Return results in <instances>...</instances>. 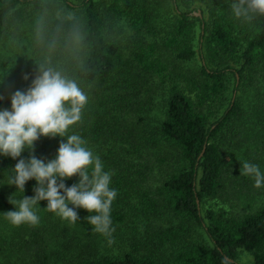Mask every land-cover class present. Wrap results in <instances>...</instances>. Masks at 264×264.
<instances>
[{"label": "trees", "instance_id": "obj_1", "mask_svg": "<svg viewBox=\"0 0 264 264\" xmlns=\"http://www.w3.org/2000/svg\"><path fill=\"white\" fill-rule=\"evenodd\" d=\"M44 1L0 0V41ZM52 1L75 14L74 24L46 16L42 42H27L17 46L19 55L0 57V110H11L12 95L27 92L48 68L88 95L81 121L64 139L80 135L112 173L114 243L94 231L83 209H77L81 219L75 224L47 211V201L40 202L37 226L16 227L5 217L15 210L9 198L17 192L8 185L10 169L32 154L53 160L66 142L41 137L34 153L25 149L17 159L0 155V264H244L242 253L251 254L250 264H264V186L256 188L253 178L241 174L243 161L264 173V16L236 19L233 0H111L115 14L139 24L132 26L127 59L107 36L94 0ZM167 1L171 21L165 44L170 50L190 42L174 56L180 62L198 58L199 68L189 79L173 71L163 119L153 126L140 115L151 101L146 92L141 95L146 81L140 67L147 66L141 31L151 24L153 5ZM124 70L133 72L125 76ZM231 144L239 158L228 165ZM240 177L248 183L233 189L237 210L214 209L227 197L226 179ZM78 182L75 176L64 181L68 187ZM34 187L36 181L29 180L24 196H34ZM22 197L17 192L12 198ZM197 231L200 241L194 242L190 237Z\"/></svg>", "mask_w": 264, "mask_h": 264}, {"label": "clouds", "instance_id": "obj_2", "mask_svg": "<svg viewBox=\"0 0 264 264\" xmlns=\"http://www.w3.org/2000/svg\"><path fill=\"white\" fill-rule=\"evenodd\" d=\"M231 11L236 19L252 22L264 16V0H233ZM88 102V95L74 80L48 68L35 77L27 92L17 90L12 95L11 110H0L2 156L17 159L25 149L34 153L35 142L41 137H61L66 141L60 143L55 159L45 162L32 154L27 161L19 159L10 169L14 176L8 185L23 193L21 199L12 198L17 192L9 198L15 210L4 213L13 226H37L40 202L47 201V211L71 224L81 219L77 209L85 210L89 215L84 220L106 237L109 245L114 243L111 206L117 191L110 188L112 173L104 171L100 157L86 147L87 141L80 135L64 139L69 129L81 121ZM241 174L252 177L256 188L264 186V173L258 165L243 161ZM74 176L79 182L66 186L64 181ZM29 180L36 181L32 197L24 196Z\"/></svg>", "mask_w": 264, "mask_h": 264}, {"label": "rangeland", "instance_id": "obj_3", "mask_svg": "<svg viewBox=\"0 0 264 264\" xmlns=\"http://www.w3.org/2000/svg\"><path fill=\"white\" fill-rule=\"evenodd\" d=\"M94 1L96 8L103 14V19L105 21V24L107 25V36L120 45L123 56L129 59V39L135 32L132 26H136L139 24L137 23V21L131 24L130 19L124 13L119 12L115 14L111 0ZM153 12L154 16H152L151 24L148 25L149 27L147 26L148 28L142 26L143 31H141L143 33V39L145 42L143 45V53L147 58V66L140 67L141 77L143 78L141 81H146L145 84L141 87V95H145L146 92V96L148 94V97L151 99V101L150 105L146 106V110L144 112L142 111L140 115L146 118L147 123L149 122L151 125L156 126L160 123L164 116V102L166 101L168 91L171 86L173 71H175L176 73L181 72L183 78H192L194 77L193 75H197L196 73L199 68V62L198 58H195L192 61L180 62L174 56V51L176 49L178 50V48H183V46L189 45L190 42H178L177 44H174V47L170 48V50L169 46L165 44L169 39V25L171 21L169 19V2L167 1L164 4H154ZM192 14L194 16H199L197 11L192 12ZM46 16L64 18L65 21H68L70 24H74L73 19L75 17V14L68 11L63 12L55 5L54 1L45 0L42 3V6H34V8L28 10L26 18L21 22L14 24V26L9 29L6 37H4L0 41V57H10L12 54L19 51L17 46L24 47L23 45H26L27 42H42L41 36L42 30H44L43 21L44 19H46ZM194 32L198 34L197 26L193 28V33ZM74 37L76 41L77 37L75 35ZM16 42L20 43L18 44ZM17 53L19 55V52ZM157 57H159V60H157ZM156 61H158V65L155 64L157 63ZM18 64L19 61L16 59L14 65L16 66ZM178 67L181 70L177 71L174 69ZM143 69H146V71H148L147 77L144 76L146 71H144ZM124 71L125 73L133 72L132 70ZM126 75L127 73L125 74V76ZM182 87L187 90V83H182ZM229 140L230 138L227 139V141ZM169 151L171 150L169 149ZM170 155L171 154L169 152V156ZM238 155L239 152L234 148V144H231L227 149L228 165L235 164V161L239 158ZM155 176L158 177L157 171H155ZM248 177L250 179L252 178L250 176ZM245 182L248 183L246 177H240L235 181L226 179L224 194H227V197L224 196V199L219 200L217 203H215V205L213 206L214 209L221 208L227 212H233L234 210H237L236 208L238 206L239 199L233 197V189H241ZM229 194L232 196H229ZM199 236L200 235L197 231L193 234L192 237H190V239L194 242H197L200 241ZM240 258L242 263L250 264L252 256L249 253H242Z\"/></svg>", "mask_w": 264, "mask_h": 264}, {"label": "water", "instance_id": "obj_4", "mask_svg": "<svg viewBox=\"0 0 264 264\" xmlns=\"http://www.w3.org/2000/svg\"><path fill=\"white\" fill-rule=\"evenodd\" d=\"M198 13V15L200 16V13L199 12H197Z\"/></svg>", "mask_w": 264, "mask_h": 264}]
</instances>
